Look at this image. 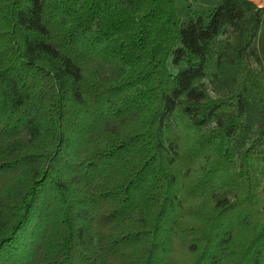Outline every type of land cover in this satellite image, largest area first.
Segmentation results:
<instances>
[{"label": "trees", "instance_id": "16d2710c", "mask_svg": "<svg viewBox=\"0 0 264 264\" xmlns=\"http://www.w3.org/2000/svg\"><path fill=\"white\" fill-rule=\"evenodd\" d=\"M193 3L0 0V264H264V6Z\"/></svg>", "mask_w": 264, "mask_h": 264}, {"label": "rangeland", "instance_id": "374dc122", "mask_svg": "<svg viewBox=\"0 0 264 264\" xmlns=\"http://www.w3.org/2000/svg\"><path fill=\"white\" fill-rule=\"evenodd\" d=\"M173 1L175 4V7L180 11L181 15L185 14L186 7H190L191 9H195V4L193 3V0H173ZM250 1H252L256 6H259L260 4H264V0H257V1L256 0H250ZM258 68L264 70V62Z\"/></svg>", "mask_w": 264, "mask_h": 264}, {"label": "crops", "instance_id": "0c3cea01", "mask_svg": "<svg viewBox=\"0 0 264 264\" xmlns=\"http://www.w3.org/2000/svg\"><path fill=\"white\" fill-rule=\"evenodd\" d=\"M258 5H259V4H258ZM261 5L264 6V4H260L259 6H261Z\"/></svg>", "mask_w": 264, "mask_h": 264}, {"label": "bare ground", "instance_id": "6f19581e", "mask_svg": "<svg viewBox=\"0 0 264 264\" xmlns=\"http://www.w3.org/2000/svg\"><path fill=\"white\" fill-rule=\"evenodd\" d=\"M257 1V0H256ZM262 6V5H261Z\"/></svg>", "mask_w": 264, "mask_h": 264}]
</instances>
